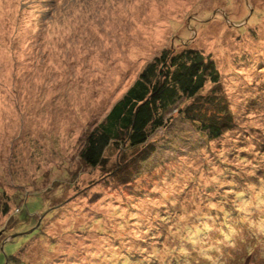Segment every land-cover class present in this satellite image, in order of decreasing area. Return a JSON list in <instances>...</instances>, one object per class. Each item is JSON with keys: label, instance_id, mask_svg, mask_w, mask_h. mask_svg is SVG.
I'll return each instance as SVG.
<instances>
[{"label": "rangeland", "instance_id": "obj_1", "mask_svg": "<svg viewBox=\"0 0 264 264\" xmlns=\"http://www.w3.org/2000/svg\"><path fill=\"white\" fill-rule=\"evenodd\" d=\"M183 46L215 61L234 127L174 118L126 185L87 167L88 132ZM4 236L0 264H264V0H0Z\"/></svg>", "mask_w": 264, "mask_h": 264}, {"label": "trees", "instance_id": "obj_2", "mask_svg": "<svg viewBox=\"0 0 264 264\" xmlns=\"http://www.w3.org/2000/svg\"><path fill=\"white\" fill-rule=\"evenodd\" d=\"M253 18L251 23L257 21ZM207 85L210 89L202 95ZM232 116L210 55L190 46L180 51L164 49L88 132L79 155L87 167H100L107 176H122L121 183L126 185L133 169L154 152L149 139L174 118L189 122L208 141H214L234 127ZM113 151L118 153L116 162L109 161ZM3 210L4 215L9 211ZM6 239L2 237L0 243ZM8 263L21 264L19 254Z\"/></svg>", "mask_w": 264, "mask_h": 264}]
</instances>
